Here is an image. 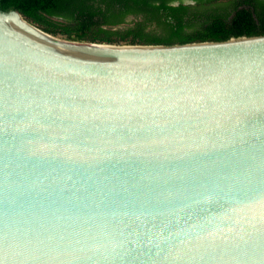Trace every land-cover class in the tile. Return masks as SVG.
I'll use <instances>...</instances> for the list:
<instances>
[{
  "label": "water",
  "instance_id": "1",
  "mask_svg": "<svg viewBox=\"0 0 264 264\" xmlns=\"http://www.w3.org/2000/svg\"><path fill=\"white\" fill-rule=\"evenodd\" d=\"M17 16L0 264H264V36L111 45Z\"/></svg>",
  "mask_w": 264,
  "mask_h": 264
},
{
  "label": "trees",
  "instance_id": "2",
  "mask_svg": "<svg viewBox=\"0 0 264 264\" xmlns=\"http://www.w3.org/2000/svg\"><path fill=\"white\" fill-rule=\"evenodd\" d=\"M42 31L70 41L184 45L264 36V0H0Z\"/></svg>",
  "mask_w": 264,
  "mask_h": 264
},
{
  "label": "bare ground",
  "instance_id": "3",
  "mask_svg": "<svg viewBox=\"0 0 264 264\" xmlns=\"http://www.w3.org/2000/svg\"><path fill=\"white\" fill-rule=\"evenodd\" d=\"M18 17V16H17ZM18 18H20L22 21H24L25 23H27V24H29L28 22H26L25 20H23L21 17H18ZM33 28V27H32Z\"/></svg>",
  "mask_w": 264,
  "mask_h": 264
}]
</instances>
